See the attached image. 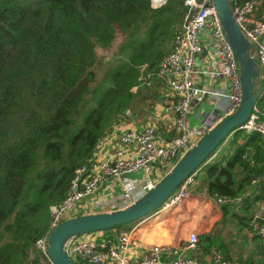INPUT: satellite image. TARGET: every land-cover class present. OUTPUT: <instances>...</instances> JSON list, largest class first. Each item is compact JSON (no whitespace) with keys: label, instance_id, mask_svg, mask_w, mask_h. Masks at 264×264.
Here are the masks:
<instances>
[{"label":"trees","instance_id":"obj_1","mask_svg":"<svg viewBox=\"0 0 264 264\" xmlns=\"http://www.w3.org/2000/svg\"><path fill=\"white\" fill-rule=\"evenodd\" d=\"M186 10L185 0L157 8L148 0H0V264L38 263L30 252L49 229V206L64 198L73 169L89 162L126 111H140L139 104L149 105L158 93L155 79L131 87L156 68ZM255 12H264V0H257ZM256 105L264 112V90ZM226 139L229 152L208 157L191 179L199 176L207 194L240 196L238 205L220 203L222 216L260 237L253 224L264 221L254 216L264 141L241 129ZM246 147L252 163L243 156ZM131 223L96 230L102 232L96 240L112 242ZM196 243L202 253L223 244L214 231L196 235Z\"/></svg>","mask_w":264,"mask_h":264},{"label":"built area","instance_id":"obj_2","mask_svg":"<svg viewBox=\"0 0 264 264\" xmlns=\"http://www.w3.org/2000/svg\"><path fill=\"white\" fill-rule=\"evenodd\" d=\"M166 1L148 0V3L151 8H157ZM227 3L245 39L255 44L251 55L257 62V79L263 91L264 12H255L257 0H243L239 4L236 0H227ZM185 4L187 10L179 29L171 39L169 49L161 56L156 68L142 75L140 82L131 87L136 90L141 84H149L155 79L170 92L169 108L173 114L172 134L168 137L161 136L148 123L117 129L115 133L118 145L113 150L102 157L92 155L87 164L73 169L64 198L57 205L49 206L51 214L49 229L59 221L80 212L81 210H77L78 206L83 202L86 203V200L81 202L82 199L92 194L102 182L115 183L118 186L116 208L129 204L161 177L152 173L154 162L163 164L165 173L214 122L232 113L237 107L240 101L238 66L225 40L211 1L185 0ZM203 50L210 54L212 61L208 66L203 65L198 69L199 73L210 79V85L200 86L195 84L193 79L194 58ZM204 96L210 98L212 107L218 112L215 121L212 124L201 122L189 125L187 116L191 104L200 101ZM129 114L130 112L126 111V115ZM236 129H241L244 133L258 132L264 141V112L254 104L249 117ZM220 145L209 158L216 154ZM243 156L252 163V159L245 152ZM135 172H139L140 176L129 175ZM191 177H187L160 206L165 207L176 202L184 194L186 185L192 180ZM250 181L254 182L255 179ZM215 197L219 203L232 202L235 205L240 204L241 200L240 196L215 195ZM136 225L120 229L114 243L107 242L103 238L96 240L91 236L93 232H88L69 237L64 242L63 249L72 260L87 264H242L223 257L216 249L211 250L207 263L201 262L194 256L183 254L184 250L196 248L194 237L182 239L178 245L180 252L176 254H167V252L163 255L166 251L162 247L151 245L138 256L130 258L125 250ZM49 229L38 236L33 243L30 256L35 251L38 256L37 264H55L46 251V236ZM253 229L264 238V221L255 222Z\"/></svg>","mask_w":264,"mask_h":264},{"label":"crops","instance_id":"obj_3","mask_svg":"<svg viewBox=\"0 0 264 264\" xmlns=\"http://www.w3.org/2000/svg\"><path fill=\"white\" fill-rule=\"evenodd\" d=\"M211 61L212 57L204 50L195 56V73L193 76L195 84L200 86L204 84L210 85V79L205 77L202 73H199L198 69L203 65L208 66ZM158 86L159 91L153 96L149 105L143 103V110L147 112V114L138 118L137 114L131 112L124 121L114 125L96 144L92 153L93 157H102L118 145L115 133L117 129L132 125L137 126L140 122L151 124L161 136L168 137L172 134L173 114L169 108L171 101L170 92H168L166 88H163L162 85L158 84ZM142 90L143 93L147 95L151 94V92L145 88ZM205 105H208L209 109L206 108ZM217 114V110L212 107L210 98L204 96L200 101L191 104L190 112L187 116V123L189 125L201 122L212 124ZM227 142L226 139L223 144L220 145L216 154L229 152L230 147ZM237 142L240 143L241 140L237 139ZM246 150H249L245 153L251 159L250 155L252 149L247 148ZM164 169L165 167L163 164L156 162L153 165L152 173L153 175L155 174V176H161L165 171ZM129 175L140 176L139 172L129 173ZM255 181H251L252 187ZM260 189L262 196L256 203L254 209V216L256 217H264V181L260 185ZM117 195L118 186L115 183L109 184L107 182H102L92 194L82 199L81 202L86 200V203H81L77 210H81L80 212L83 213H91L116 209V207H118V203H116L118 202ZM165 207L159 206L148 214L133 221V223L137 225L135 231L131 235V241L125 250V253L130 258L138 256L151 245L162 247L166 251L163 255H166L165 253L167 252V254H176L180 252L178 245L182 239L191 237L196 238L198 234H208L214 231L223 243L222 248L216 249L222 256L225 253L227 255L226 258L231 260L238 261L239 259L249 258L252 263L259 261L261 264H264V238L254 236L253 232L250 231L247 226L241 225L232 216L224 215L223 217L221 204L217 202L214 194L206 193L204 186L199 180V176L197 177V175H195L194 180L192 179L191 182L186 185L184 197L180 202L174 204L169 210L164 211V213H158L160 209ZM191 230L193 232L190 236H186V233ZM101 233L102 232L96 231L91 234V236L97 238V236L100 237ZM117 233L118 231L113 234L112 243L116 241ZM168 236H170L169 239L167 238ZM172 239L174 242H169ZM165 244H169L172 247L167 248ZM213 249L215 248L211 250ZM211 250L209 253H202L199 251V246H196V248L184 250L182 253L194 256L201 262L207 263L210 258Z\"/></svg>","mask_w":264,"mask_h":264},{"label":"water","instance_id":"obj_4","mask_svg":"<svg viewBox=\"0 0 264 264\" xmlns=\"http://www.w3.org/2000/svg\"><path fill=\"white\" fill-rule=\"evenodd\" d=\"M210 1L238 66L240 101L237 107L232 113L214 122L152 187L129 204L112 210L76 214L51 227L46 236V251L55 264H87L72 260L65 253L63 244L69 237L134 221L154 210L166 201L187 177L192 176L211 152L249 117L251 108L261 93L257 79L258 65L255 57L251 55L255 44L249 43L241 33L227 0Z\"/></svg>","mask_w":264,"mask_h":264},{"label":"rangeland","instance_id":"obj_5","mask_svg":"<svg viewBox=\"0 0 264 264\" xmlns=\"http://www.w3.org/2000/svg\"><path fill=\"white\" fill-rule=\"evenodd\" d=\"M119 39V36H117L116 38H115V40H114V46H115V44H116V42H117V40ZM114 48V47H113ZM102 52V53H101ZM111 51H105V50H100V53L101 54H105V55H107V54H109ZM142 76V75H141ZM140 76V77H141ZM139 77V78H140ZM140 105V107L142 108L140 111H136V110H134V109H132V110H130V111H134V113L135 114H137V116H138V118H141V117H143L145 114H147V112H145L144 110H143V102L142 103H140L139 104ZM205 107L206 108H208L209 109V106L208 105H205ZM140 123H142V122H140ZM154 163H156V162H154ZM184 197V194H182L181 195V197L176 201V202H174V203H172V204H170V205H168V206H166L165 208H162V209H160V211L158 212V213H160V214H162V213H164V211H167V210H169V208L170 207H172L174 204H176V203H178V202H180L181 200H182V198ZM49 211H50V209H49ZM154 215H155V213H154ZM179 220V219H178ZM134 223H131V225L130 226H132ZM129 226V227H130ZM129 227H127V228H129ZM193 231L191 230V231H188L187 233H186V236H190V234L192 233ZM94 233V232H93ZM83 234H85V233H83ZM167 235V234H166ZM166 235H165V237H166ZM181 235H183V234H181ZM185 235V234H184ZM168 239L170 238V236H168L167 237ZM164 240H166V239H164ZM169 242H174V240L172 239V240H170ZM168 242V243H169ZM165 245H167L166 247L167 248H170V247H172V246H170L169 244H165ZM196 246H198V245H196ZM35 253V251H33V254Z\"/></svg>","mask_w":264,"mask_h":264}]
</instances>
